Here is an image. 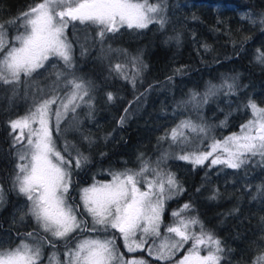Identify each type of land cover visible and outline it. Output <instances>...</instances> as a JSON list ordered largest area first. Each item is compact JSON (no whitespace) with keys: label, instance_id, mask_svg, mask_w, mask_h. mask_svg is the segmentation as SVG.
<instances>
[{"label":"snow or ice","instance_id":"1","mask_svg":"<svg viewBox=\"0 0 264 264\" xmlns=\"http://www.w3.org/2000/svg\"><path fill=\"white\" fill-rule=\"evenodd\" d=\"M163 12V0H43L21 14L20 26L24 31L19 32L11 44L6 41L4 27L0 24V83L18 86L23 75L26 78L24 83L30 84L34 82L33 74L39 69L47 71L46 64L50 60L53 63L48 67L55 69L50 73L55 78L46 89H40L39 95L33 94V103L28 111L8 121L10 134H15L11 145L16 158L11 177L12 190L29 202L27 212L20 215V221L30 216L40 231L49 234L53 240L64 241L66 246L73 233H107L111 229L120 233L128 252L144 250L149 238H161L159 245L154 241L147 249L148 254L157 260H171L177 251L191 242L187 254L178 264H221L225 254L222 241L205 227L198 215L193 214L191 203H184L171 213L173 220L165 226V235L161 237L166 202L185 191L176 174L165 167L170 158L168 151L161 152L154 162L145 159L141 153L138 156L139 168L109 170L110 182H97L82 188L80 202L83 211L91 217L89 228L82 217L80 204L75 203L69 193L74 170H82L91 161L66 138L63 152L67 156L63 155L53 139V130L58 136L69 130L60 127L69 111L75 113L83 104L88 109L85 116L89 120L94 118L95 111V85L78 74L73 44L66 34L69 25L75 27L78 23L94 28L93 41L100 47V59H108L113 52L124 57L114 64L108 63L109 76L124 79L135 87L137 79L147 68L142 52L128 57L127 50L114 49L107 42L115 38L122 28L139 31L156 24L163 30L167 22ZM242 19H249L254 25L259 23L264 28V17L258 21L250 16ZM173 39L180 43L179 36L168 38L169 41ZM202 47L208 50L209 46L204 44ZM88 50L81 45V55ZM255 60L264 65V51L258 49ZM56 61L61 62L62 67H58ZM129 66L131 72L128 71ZM181 72L177 69V74ZM168 79L171 81L173 78ZM238 80V76L225 77L219 85H210L203 97L192 93L184 103H207L210 96L218 94L236 96L240 90ZM115 99L112 92H107L109 103ZM53 105H56L55 109ZM237 107L239 109L240 106ZM243 108L250 111L251 117L241 125L239 134L234 133L223 140L213 137L208 145L210 150L190 151L187 148L190 138L185 129L196 133L200 139H208V128L191 120L181 121L161 139H170L172 144L169 147L174 145L176 150L174 158L186 161L194 168L203 166L209 158L210 166L222 165L234 170L256 162V157L264 165V107L249 98ZM226 122L227 116L221 126ZM125 123L126 117L122 116L119 124L123 126ZM71 130L80 132L89 146L95 143L90 135H83L79 124ZM196 191L199 192L200 188ZM257 191L264 192V189ZM220 196L219 189H214L208 199L215 201ZM3 203L4 189L0 186V206ZM238 211L239 208H234L229 214ZM25 235L36 243L22 239L15 247L0 246V264H39L42 258L39 241L44 238L35 231ZM72 239L76 243L74 247L66 248L65 264H146L143 259L125 262L122 254H118L114 237ZM202 250L206 254L201 255ZM252 264H264V251L254 257Z\"/></svg>","mask_w":264,"mask_h":264},{"label":"trees","instance_id":"2","mask_svg":"<svg viewBox=\"0 0 264 264\" xmlns=\"http://www.w3.org/2000/svg\"><path fill=\"white\" fill-rule=\"evenodd\" d=\"M31 1L40 0H0V12L4 10L7 20L17 19L14 18L17 12ZM163 7L167 21L163 30L153 24L141 34L126 30L107 42L114 49L127 50L128 57L142 52L147 68L135 87L124 79L109 76L110 57L113 56V64L124 57L113 52L108 59H100V47L93 41L94 28L79 24L68 27L66 34L73 44L76 65L82 66L79 72L93 82L98 96L93 119L86 118L87 108L76 112L82 121L83 135H90L95 141V149H88V142L83 140L81 152L92 159L84 172L77 174L84 173L87 178L90 173L105 172L108 170L105 164L113 159L118 162L115 169L127 168L122 163L132 158L135 162L129 168L139 167L136 157L145 152L147 141L159 140L167 133L161 128L171 118L170 110L179 114L175 125L191 120L208 128V139L193 134L202 144L195 150H204L213 137L221 140L246 122L251 113L243 104L249 98L264 107V65L255 60L257 50L264 51V28L242 19L252 17L251 14L257 21L264 17V0H163ZM176 36L180 38L179 44L175 39L168 40ZM204 44L209 46L208 50L202 47ZM81 45L89 49L84 55ZM177 69L182 72L177 74ZM128 71L131 72L130 66ZM228 76L239 77L238 95L218 94L198 105L184 103L192 93L203 97L210 85H219ZM169 77L173 79L169 81ZM107 92L116 97L114 102L107 101ZM17 100L13 89L0 83V186L4 189L0 226L14 203L20 200L11 185L16 158L11 147L14 134H10L8 121L24 115L33 100L22 111L16 107ZM122 116L126 117L123 126L119 124ZM136 116L140 117L138 122ZM226 116V125L221 126ZM255 160L240 170L205 163L187 171L181 168L183 162H174V165L182 164L180 172L175 174L185 191L166 202L162 225L168 224L174 210L191 203L193 214L222 241L225 254L221 264H252L254 257L264 251V192L257 191L264 189V165L259 163V157ZM214 189H219L221 196L209 200ZM234 208L239 211L230 215ZM19 232L20 239L30 230ZM146 258L152 264H169Z\"/></svg>","mask_w":264,"mask_h":264},{"label":"rangeland","instance_id":"3","mask_svg":"<svg viewBox=\"0 0 264 264\" xmlns=\"http://www.w3.org/2000/svg\"><path fill=\"white\" fill-rule=\"evenodd\" d=\"M41 2H43V0H40L37 2L31 1V2L27 3L20 11L17 12V14H16L17 19H8L7 20L6 17L5 18L3 16L0 17V24H2L3 27H5L4 28L5 39L9 44H11L13 42L14 37L19 32L24 31V29L20 26L19 18L21 16V14L24 12H27L31 7H33L36 4L41 3ZM251 15H252V18L255 19V16L253 14H251ZM13 20H15L16 22L12 23ZM18 22H19V24H18ZM15 26H16V28H15ZM126 30H128V29L122 28L120 33H117L116 35H120L121 33H123ZM128 31H130L131 33H134V34L135 33L141 34V32L143 30H139V31L128 30ZM0 55H2V54H0ZM112 58H113V56L110 57V59H109L110 62H112ZM52 63H53L52 60L47 62V64H46L47 71H45V69H39L36 73L33 74L34 82H32L30 84L24 83L26 78L23 75H21V83L18 86L8 85L9 87H11V89H13V95L14 96L16 95L18 97L17 104H16L18 111H22L23 109H28L31 101L33 100V94L39 95V90L40 89H46V86L51 82V80H53L55 78L54 76L50 75V73L54 72L55 69L48 67V65H50ZM56 63L58 65V67H62L61 62H60V64H58V61H56ZM80 67H82L80 64L76 65V68L78 70V74L82 75L79 72ZM40 73H44V75H40ZM82 76L85 77L84 75H82ZM87 80H89V79H87ZM95 88H96V86H95ZM20 96L23 97L21 100H20ZM85 99H87V98H85ZM97 102H98V96H97V93L95 91L93 103L96 104ZM55 107H56V105H53V109H55ZM85 108H87V107L82 104L81 107L76 110V112H80L81 110H83ZM76 112L72 113L71 111H69L67 113V116L62 119L60 127L62 130L65 128H68L69 129L68 131L63 132L61 135L58 136L57 133L55 132V130H53V139L56 141L57 147H59L62 152H63V148H64L65 138L69 142L74 144L76 147H78L80 151H82L81 149L84 148V145L82 144L83 139H82L81 133L71 130L74 127H76L77 124H79V127L81 126L80 115L77 114ZM170 112H171L170 113L171 118L169 119V121H166L164 123L163 127L161 128L162 131H167V133L170 132V130L172 128L177 126V125H175V123H176L178 116H179L178 113H175L172 110H170ZM68 114H71V115L68 116ZM139 119H140L139 116L135 117V120L137 122ZM247 120H246V122H247ZM54 124H55V122L53 120L52 121L53 129H54ZM241 125H239V127L236 131L230 133L229 135H232L234 133L239 134ZM165 129H167V130H165ZM185 134L190 138L189 142H187V145H186L190 151L195 150L196 148L202 146V144H200L196 138L194 139L193 134H195V133L188 132L187 129H185ZM54 135L56 136L55 138H54ZM229 135H226L225 137H227ZM224 138H222L221 140H223ZM147 142H148L147 143V149L145 150V152H143L145 159H149L150 161L154 162L160 156L161 152L168 151L170 158L167 160V162L165 164V167L167 169L171 170L174 173L176 171L180 172L179 168L181 167L182 164H176V165L173 164L174 162H180V161L183 162V167H181V168H183V170L191 171V168H194L192 164H190L186 161L174 158V156L176 155V150H175L174 145L172 148L169 147V145L172 144V141L170 139H163V140L159 139V140H155V141L152 139H149ZM208 145L206 146V148L204 150H210V149H208ZM93 148L95 149V146L93 144L91 146H88V149H93ZM64 154L67 156V153H64ZM73 155H75V150H73ZM101 157H102V155L99 156L98 159H100ZM89 159L91 161L92 158L89 157ZM136 159H138V157H136ZM210 160H211V158H209V161H206L205 163H208L210 165ZM134 162L135 161L133 158L131 160L126 159L123 161L122 165L129 168L132 166V164ZM117 163L118 162H116V160H114V159L111 162H107V164H105V165L108 167V170H106L105 172H102V173H98V172L90 173L87 178H89L90 175L93 176L94 178L91 179L87 184H85L84 187H81L76 193L73 192V193L69 194L74 199V201L77 202V204H80L82 217H83V219H85L88 222L89 228L91 227V217L88 216V214L83 211V205L80 202V190L82 188L91 186L93 183L110 182L112 177L108 174L109 170H112V171L123 170V169H115L117 167ZM72 164H73V166L75 165L74 160L72 161ZM175 167H176V169H174ZM85 168H86V166H84L82 170H75V171L76 172H79V171L84 172ZM137 168H139V167H136V166L133 167V169H137ZM103 170H105V169H102L101 171H103ZM97 171H99V170H97ZM83 177H85V176H83ZM85 179H86V177H85ZM15 193L18 197H20V200L16 203L17 206L15 207V209L6 214V221L9 220L8 218H11L12 222L15 220L16 221L15 223H19L20 222V215L22 213L27 212V206H28L29 202L26 200V198L24 196L18 195L16 191H15ZM168 201H170V200H168ZM14 206L15 205H13L12 207H14ZM0 210H1V207H0ZM25 219L26 220L21 221V224L19 226L15 227L16 229L14 230V232H15L14 235H17L15 237L12 235H8V231L3 232L2 226H0V233L4 234L3 239L0 240V246L15 247L17 244H19L20 240H22V239H26L29 243H36V241H33L31 238H28V237L22 238V236H21L20 239L17 238V237H19L18 232L20 229H24V230L29 229L30 230V224H29V222H27V219L29 221H31L32 218L30 216H27ZM172 220H173V217L170 216L168 224H170L172 222ZM34 224H35V222H34ZM165 226L166 225H161L160 231L163 232V234L161 233V237H163L165 235ZM37 232H39L40 235H44V236L47 235L46 233H43L39 229L37 230ZM8 236L11 237V240H9ZM104 236L115 238V246H116V249L118 250V254H122L123 260L125 262H127L131 259H143L146 262V264H152V263H149V261L146 257L152 258L154 260H155V258H154V256L148 254L147 249L149 248V246L153 245L154 241H155L156 245H159V243L161 242V238H149L148 243L145 244V246H144V250H137L135 252H128L127 249L125 248L124 241H123L120 233L116 232L115 230L110 229L107 233L84 231L82 233H73L72 234V237H76L77 239H82L85 237H104ZM72 237H69L70 243L62 249H58L59 247H55V246L52 247L51 245H48L46 243V241H43V243L39 241L40 246H41V250H42V258L39 261V264H65L66 248L67 247H74L75 243H76V240L72 239ZM137 238H139V234H138ZM47 240L53 241L54 244L56 242L61 243L60 240H53L52 237L50 239L47 238ZM53 243H51V244H53ZM190 243L191 242H189V244L184 245V247L180 251H177L171 260H166V261H168L169 264H178L179 260H181L183 258V256L187 254V251L190 247ZM124 253L127 254V257L125 256ZM204 254H206V253L202 250L201 255H204Z\"/></svg>","mask_w":264,"mask_h":264},{"label":"flooded vegetation","instance_id":"4","mask_svg":"<svg viewBox=\"0 0 264 264\" xmlns=\"http://www.w3.org/2000/svg\"><path fill=\"white\" fill-rule=\"evenodd\" d=\"M1 16H3L4 18H5V13H4V10H3V12H0V17ZM14 18H16V16L14 17ZM5 28V27H4ZM63 154V153H62ZM74 167V166H73ZM77 173H80V171L79 172H76L75 170H74V172H73V183H72V188H71V191H70V193L69 194H71V193H73V192H77L81 187H84V185L85 184H87L91 179H93L94 177L93 176H91L90 175V177L89 178H86L85 179V177H82V175L84 174H77ZM84 176V175H83ZM75 203H77V202H75ZM15 206L14 207H12V209H11V211L12 210H14L15 209V207L17 206L16 205V203L14 204ZM1 207V206H0ZM3 210V207H1V210H0V212ZM10 211V212H11ZM1 216V215H0ZM27 216H25V218H26ZM4 219V218H3ZM24 220H26V219H24ZM21 224V221L19 222V223H14V222H12L11 221V218H9V220L8 221H4L3 223L1 222V226H2V230H3V232H5V231H8V235H12V236H16V235H14V230L16 229L15 227L16 226H19ZM29 224H30V232H33V231H35V232H37V230H38V228H37V225L36 224H34V221H33V219L31 220V221H29ZM47 234V233H46ZM6 236V235H5ZM41 237H43L44 239H42V240H40V242H42L43 243V241H48L47 240V238L48 239H50L51 238V236L49 235V234H47V235H40ZM3 237H4V234L3 233H0V240L1 239H3ZM9 237V240H11V237L10 236H8ZM53 239V238H52ZM70 241V240H69ZM60 242L61 243H58V242H56L55 243V247H59L58 249H62V248H64L66 245H65V243H64V241H62V240H60ZM47 243V242H46ZM70 243V242H69ZM48 245H51L52 247H53V244H51V243H47Z\"/></svg>","mask_w":264,"mask_h":264}]
</instances>
